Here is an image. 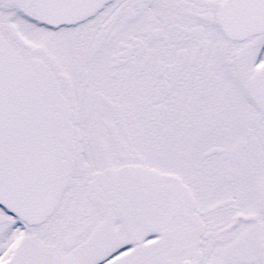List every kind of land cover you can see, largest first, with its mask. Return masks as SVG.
<instances>
[{
    "label": "snow or ice",
    "instance_id": "obj_1",
    "mask_svg": "<svg viewBox=\"0 0 264 264\" xmlns=\"http://www.w3.org/2000/svg\"><path fill=\"white\" fill-rule=\"evenodd\" d=\"M0 264H264V0H0Z\"/></svg>",
    "mask_w": 264,
    "mask_h": 264
}]
</instances>
